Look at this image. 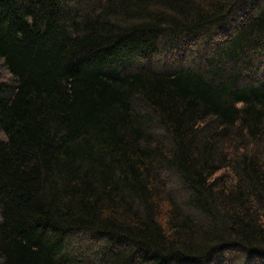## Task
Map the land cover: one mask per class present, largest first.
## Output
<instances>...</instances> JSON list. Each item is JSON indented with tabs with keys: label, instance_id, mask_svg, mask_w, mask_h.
Segmentation results:
<instances>
[{
	"label": "trees",
	"instance_id": "obj_1",
	"mask_svg": "<svg viewBox=\"0 0 264 264\" xmlns=\"http://www.w3.org/2000/svg\"><path fill=\"white\" fill-rule=\"evenodd\" d=\"M0 264H264V0H0Z\"/></svg>",
	"mask_w": 264,
	"mask_h": 264
},
{
	"label": "rangeland",
	"instance_id": "obj_2",
	"mask_svg": "<svg viewBox=\"0 0 264 264\" xmlns=\"http://www.w3.org/2000/svg\"><path fill=\"white\" fill-rule=\"evenodd\" d=\"M0 81L11 83L9 75L7 74L5 69L1 67H0ZM5 139H6L5 136L2 133H0V141H4Z\"/></svg>",
	"mask_w": 264,
	"mask_h": 264
}]
</instances>
